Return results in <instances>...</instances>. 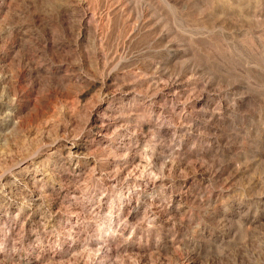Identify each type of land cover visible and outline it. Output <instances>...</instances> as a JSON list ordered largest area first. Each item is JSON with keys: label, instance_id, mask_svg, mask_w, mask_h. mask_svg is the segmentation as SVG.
I'll list each match as a JSON object with an SVG mask.
<instances>
[{"label": "rangeland", "instance_id": "374dc122", "mask_svg": "<svg viewBox=\"0 0 264 264\" xmlns=\"http://www.w3.org/2000/svg\"><path fill=\"white\" fill-rule=\"evenodd\" d=\"M0 264H264V0H0Z\"/></svg>", "mask_w": 264, "mask_h": 264}, {"label": "bare ground", "instance_id": "6f19581e", "mask_svg": "<svg viewBox=\"0 0 264 264\" xmlns=\"http://www.w3.org/2000/svg\"><path fill=\"white\" fill-rule=\"evenodd\" d=\"M79 5V4H78ZM3 141V140H2Z\"/></svg>", "mask_w": 264, "mask_h": 264}]
</instances>
